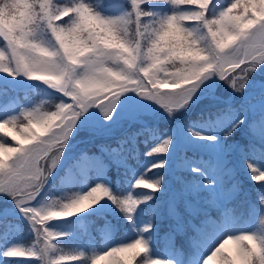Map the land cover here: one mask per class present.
Wrapping results in <instances>:
<instances>
[{
	"label": "snow or ice",
	"instance_id": "obj_1",
	"mask_svg": "<svg viewBox=\"0 0 264 264\" xmlns=\"http://www.w3.org/2000/svg\"><path fill=\"white\" fill-rule=\"evenodd\" d=\"M126 3L128 8L123 14L106 17L87 0H67L63 4L55 0H0V37L3 39L0 72L42 81L63 97L55 111L21 109L19 115L0 119V131L14 127L20 120L26 121L19 128L18 147L0 142V194L15 203L34 230L36 243L26 251L35 257L37 264H61L63 260V257L49 256L47 240L53 235L66 234L49 230L46 221L72 217L101 200L110 201L132 221V214L138 213L141 205L152 201L155 193L163 190L162 179L147 183L143 178L135 179L133 173L134 182L131 180V190L127 193L112 192L103 183H97L70 198L68 203L32 206L47 177L60 163L79 118L90 108L98 107L104 120H110L120 97L135 92L155 101L173 116L188 107L200 86L210 78L216 77L233 93L245 95L254 75L264 68V0H229L216 13L210 11L212 0H126ZM152 3L167 5L170 11L158 15L145 8ZM237 9L242 11L235 14ZM185 21L191 23L185 24ZM45 32L47 40L41 35ZM169 65L175 71H169ZM249 107L260 115L249 120L228 105L215 114L214 120L187 129L193 139L208 142L211 157L199 161L200 167L186 161V167L201 175L206 185H216L219 181L218 195L225 199L233 195L225 183L232 173L228 154L241 149L239 144L230 141L234 133L246 128L251 138L244 145L248 151L242 152L243 159L254 154L257 145L264 157V104L259 108L251 104ZM174 142L171 133L159 138L145 155H164L153 160L145 170L163 169L158 173L163 177ZM118 163L127 167V158L121 157ZM247 167L255 180L264 181V167L256 168L251 163ZM176 179L185 194L200 189L199 182ZM141 185L155 191L134 198L132 189ZM90 192L94 193V199L86 195ZM216 196L213 192V202ZM184 203L189 213L200 212L196 205L187 200ZM258 203L260 232L226 236L201 264H264V235L260 234L264 233V192L260 193ZM57 207L59 210H53ZM168 213L177 229H182L183 217L176 200L169 204ZM6 214L0 213V220ZM153 228V219L149 218L139 226V238L134 243L112 247L103 256L93 255L91 264L133 249L149 253L145 234ZM229 243L234 244L233 250H226ZM0 255L22 257L25 251L11 246ZM137 264L171 262L148 256Z\"/></svg>",
	"mask_w": 264,
	"mask_h": 264
},
{
	"label": "trees",
	"instance_id": "obj_2",
	"mask_svg": "<svg viewBox=\"0 0 264 264\" xmlns=\"http://www.w3.org/2000/svg\"><path fill=\"white\" fill-rule=\"evenodd\" d=\"M55 2L63 4L67 0H55ZM87 2L106 17L121 15L128 8L126 0H87ZM228 2L229 0H212L210 11L216 13L222 10ZM145 8L158 15L170 11L167 5L161 3L146 4ZM188 23L191 22L185 21V24ZM41 35L47 40L48 33H41ZM2 43L3 39L0 37V44ZM169 71H175V68L169 65ZM208 88L214 89L205 81L197 93ZM58 95L52 92L45 93V89L38 84L18 90L0 84V119L19 115L21 106L39 100L45 110L55 111V106L60 98ZM235 96L229 100L222 98L223 100L217 104H210L203 108L191 107L187 112L180 114L179 122L195 129L198 123L214 120L215 114L228 105L242 112L249 120L260 115L259 112L250 114L249 105L251 102L264 98V87L242 99ZM143 117L148 119L147 116ZM79 120L81 119L79 118ZM101 120L106 121L102 116L98 121L99 124H102ZM174 127V120L148 122V124L133 122L127 126L124 125L117 134L94 137L85 146L74 149L63 159L61 167L54 171L56 175L53 176L54 173L51 175L52 179L47 178L45 186L32 201V204L37 200L44 199L58 204L64 201L69 202L70 198L77 195L79 189H84L86 192L97 183H103L112 192L127 193L131 190L133 173L136 175L135 179L143 178L147 183H151L154 179H162L164 187L162 191L155 193L152 201L138 206V213L132 214V221H129L124 213L106 200H101L86 211L75 213L72 217H58L61 220L58 229L66 235L48 238L49 256L56 259L63 257L61 264H91L93 255L103 256L105 253H101L102 250L111 251L110 241L117 242L135 238L139 234V226L142 227L149 218L153 219L154 224L153 230L149 234H145L149 253L155 251L159 254H166L171 249L174 257L183 263L196 253V241L202 240L203 237L200 231L206 233L212 224L221 225L226 218L229 220V226L234 230L250 231L254 228L256 229L254 232H260V227H262L261 206L258 200L260 193L264 192V181L255 180L247 164L251 163L256 168H262L264 167V157H261L257 145L254 154H250L247 160L242 158V152L248 151L244 145L251 139L247 129L238 130L237 133H234L233 138H230V141L239 144L241 149L228 154V165L232 168V173L225 183L226 188L231 190L233 195L225 199L218 195L219 181L215 185L216 187L206 185L202 182L201 175L192 173L186 167V161L200 167L199 161L210 159L211 152L206 141H201V144L195 147L178 148L174 153H171L163 177L158 175L163 172V169L145 170L153 160L164 155L163 153H154L152 157H148L145 153L158 143L159 138L172 133ZM19 128L18 122L14 127L9 126L0 131V142H6L9 145L11 142L8 138L12 131L19 130ZM86 128H91L89 130L91 132H98L94 125ZM83 129L85 128L80 126L76 131H73L70 139H73L78 133L81 134ZM147 130H155V132ZM121 157L127 158V167L118 163ZM177 177L188 183L199 182V191L185 194L176 179ZM153 191L155 189H145L141 185L132 189V195L137 198L144 194H151ZM213 192L217 193L215 202H213ZM173 200L177 201V208L183 217L184 226L182 229H177L175 220L168 213V206ZM185 200L196 205L200 212L198 214L189 213L185 208ZM10 204L15 205L13 201ZM55 210H59V208L57 207ZM4 212L7 214L3 220H0V253L8 247L16 246L24 250L25 255L8 258L0 255V264H37L35 257H31L26 251L36 243L35 232L31 225L24 216L16 215L17 212L13 209ZM47 228L51 230V227ZM260 234L264 235V233ZM234 247L232 245L226 250H233ZM149 253L133 249L106 256V260H98L96 264H137L142 258L147 259ZM72 257H76V259L73 260Z\"/></svg>",
	"mask_w": 264,
	"mask_h": 264
},
{
	"label": "rangeland",
	"instance_id": "obj_3",
	"mask_svg": "<svg viewBox=\"0 0 264 264\" xmlns=\"http://www.w3.org/2000/svg\"><path fill=\"white\" fill-rule=\"evenodd\" d=\"M240 11H242V9H237L235 14H238ZM207 83L211 86V88L214 89H210V88L202 89L201 91H199V93L195 95V98L193 99L192 102H190L188 107L176 111L173 116H169V114L155 101L142 97L136 94L135 92H128L123 94L120 97L119 101L117 102L112 118L107 121L101 120L102 124L98 123L100 118L103 116L100 109L95 106L92 107L91 110H89L83 116L80 117L81 120H78L74 131H76V129H78L80 126H83V128L85 129H83L81 134L80 133H78L77 135L75 134L76 136L73 139H69L64 149L60 163L50 173V175L47 178L50 179L52 177L51 175L55 173L54 171L57 170V168L61 167L63 163V159L66 158V156L74 149L85 146L94 137H104V136L106 137L109 135L117 134L119 132L118 130H120L124 125L127 126L133 122H137L138 124H146L147 122L174 120L175 127L172 130L171 134L174 135L175 142L172 145V153H174L176 149L181 147H195L200 145L201 141L193 139L190 133H188L187 131L188 127L183 125L181 122H179L180 114L187 112L188 110L191 109V107L203 108L210 104H217L218 102L223 100L222 98H225V100H229L233 98V96L235 95L240 99L250 96L252 93L264 87V68H262L257 74L254 75L245 95L233 93L232 89L229 88L227 84L220 81L216 77L210 78L209 80H207ZM0 84L8 85L14 90L27 89L29 87L38 84L42 86L43 89H45V93L46 92L57 93L55 90L43 84L42 81L29 80L23 76L13 77L3 72H0ZM58 96L60 97L58 101L59 103L63 99V97L61 96V94H59ZM193 102L195 103L193 104ZM250 104L255 105V108H259L260 105L264 104V98L255 101L253 103L251 102ZM32 108H39L41 111H47L45 110V107H42L40 100L35 101L34 103L31 104L21 106V109H32ZM257 112L258 111H256L254 108H250V114H254ZM143 116H147L148 119L144 118ZM91 125H94L96 127L95 130L98 131L97 133L89 131L91 130V128H86ZM18 132L19 130L12 131L11 136L8 138L11 142L9 146L11 147L19 146V144H17L20 139ZM13 137H15V139H13ZM55 175L56 173L53 176ZM214 187L216 186L214 185ZM84 192H85L84 189H79L77 191V195L83 194ZM10 202H12V200L9 197H5V195L0 194V208H1L0 212L1 213L4 211L8 212V210L13 209L14 211L17 212L15 213L16 215L23 216L18 211L16 206L11 205ZM67 202L68 201H64L62 203H67ZM47 203H52V201L47 199L37 200L35 203L32 204V206L38 208ZM53 210H55V208ZM60 222L61 220L58 219L57 217L52 220L46 221L45 223L48 224V226L46 227L49 228L51 227V231H53L54 233H61V230L58 229ZM228 224H229L228 220H225V222H222L221 226L219 224L212 225L211 228L207 229L206 233L204 231H200L203 237L202 240H199L198 242L196 241V253L193 254L190 257V259L185 263L201 264L203 258L211 251V249L215 247L226 236L238 235L242 233H252L256 230L253 228L252 230L247 232L237 233L234 232L232 227L228 226ZM53 236L55 237L56 235ZM135 238H139V234H137ZM135 238L125 240L124 242L119 243V246L120 247L125 246L124 243H134ZM232 245H233L232 243H229L228 245H226V248L231 247ZM148 256H151L152 259L161 258L162 260L170 261L171 264H185L183 263V261L176 259L173 253L171 254L170 252L166 257H161L154 252H150Z\"/></svg>",
	"mask_w": 264,
	"mask_h": 264
},
{
	"label": "clouds",
	"instance_id": "obj_4",
	"mask_svg": "<svg viewBox=\"0 0 264 264\" xmlns=\"http://www.w3.org/2000/svg\"><path fill=\"white\" fill-rule=\"evenodd\" d=\"M49 112H51V110H49ZM25 122L23 121V120H20L19 121V124L20 125H23ZM33 134H36V133H33ZM86 195H88V197L90 198V199H94L95 198V195H94V193H87Z\"/></svg>",
	"mask_w": 264,
	"mask_h": 264
},
{
	"label": "water",
	"instance_id": "obj_5",
	"mask_svg": "<svg viewBox=\"0 0 264 264\" xmlns=\"http://www.w3.org/2000/svg\"><path fill=\"white\" fill-rule=\"evenodd\" d=\"M198 96H200V95H198Z\"/></svg>",
	"mask_w": 264,
	"mask_h": 264
}]
</instances>
